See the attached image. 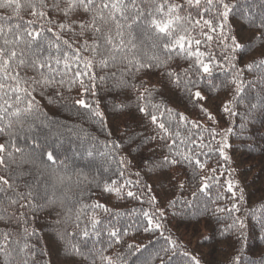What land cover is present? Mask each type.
Returning a JSON list of instances; mask_svg holds the SVG:
<instances>
[{"label":"trees","instance_id":"16d2710c","mask_svg":"<svg viewBox=\"0 0 264 264\" xmlns=\"http://www.w3.org/2000/svg\"><path fill=\"white\" fill-rule=\"evenodd\" d=\"M46 2L49 5L47 8L37 6V11L47 13L40 18L31 14L32 9L25 0H18L19 7L16 0H0V24L5 27L19 26L21 32L41 31L43 27L41 37L31 50L27 47L30 38L26 35L18 46V52L24 49L26 60L34 58L35 54L41 58L55 57L56 36L60 34L57 25L72 24L75 32L79 33V23L90 18L83 10L70 13L66 18L60 11L51 8L54 0ZM228 2L234 8L225 22L223 35L236 37L243 47L232 51L231 39L221 42L219 28L216 33H210L215 39L201 44L200 50L205 53L202 59L207 61L208 56L212 55L216 64L221 65L214 66L210 76L202 71L194 74V57H186V53L179 49L166 53L162 48L155 49V52L166 63L159 68L137 72L122 57L127 56L135 64L136 60L145 59L146 54L151 55L153 43L157 42L151 32L145 34L141 21L130 29L131 37L126 36L137 47L120 54L115 66L100 65V60L108 55L105 48L94 52L85 45V41L88 45L93 42L90 32L84 36L67 31L61 34L59 43L62 53L67 52L75 57V50L78 49L80 59L75 61L72 70L64 77L62 86L57 84L52 88L37 89L34 93L42 113L41 119L46 116V123H57L51 129L38 128L42 147L32 146L30 141L24 139L18 140V143L29 146V150L40 157L46 171L37 177L36 170L32 169V174L22 178L15 186L17 191L24 193L29 191L25 185L32 183L31 190L36 194V200L31 208L8 205L5 201L3 207L6 212L0 218V239L4 232H9L13 233L10 237L12 241L20 240L23 243V229L26 227L29 233L34 231L35 235L29 237V242L37 245L36 264H107L102 256L111 257L118 264L125 261L126 264H160L159 260L152 261L149 256L155 250L169 246L168 237L178 245L177 255L171 264H192L183 252L198 259L200 264H264V80L260 79L259 69L253 68L251 71L245 70L240 77L243 87L238 94L236 85L232 83L237 69L264 59V28L260 27L264 24V0ZM150 3L151 0L144 3L138 0L145 16ZM169 3L183 7L181 16L189 13L193 17L197 15V9L188 6L185 0H169ZM60 7H66L65 0H61ZM29 21L33 23L29 24ZM117 22L125 23L123 20ZM48 28L53 31L48 32ZM108 28L114 32L115 24L109 22L105 31ZM199 31L196 29L192 34L203 40L198 35ZM64 39L70 41L71 49L63 45ZM49 41L53 42L52 48L48 47ZM225 45L228 47L225 48ZM169 55L171 59L167 58ZM226 56L232 58L231 62L225 59ZM86 61L92 62L90 74H94L96 79L90 81L88 76L83 78L89 87L95 84V95L89 92L85 98L91 103L99 102V110L104 114L103 123L98 118L89 117L87 110L74 106L83 89L78 81H69L76 71V64L84 70ZM231 63L236 64V69L231 67ZM53 66L63 69V63L56 66L53 61ZM185 70H189L187 74ZM168 72L174 75L169 77ZM21 75L40 78L32 68H25ZM56 79L60 77L56 76ZM190 79L196 81L195 87L188 84ZM144 88L155 89L152 103L161 105L155 113L160 119L168 122L170 117L167 110H172V130L179 132V136H169L164 140L150 139L161 133L149 117L139 112V107L151 110V104L140 99ZM57 90L62 93V99L55 96ZM197 90L207 99H191L190 94ZM144 94L147 96V93ZM50 97L54 98L53 103H49ZM64 104L69 107H64ZM225 105L233 114L224 111ZM201 106L211 114V120L200 111ZM77 112L80 114L77 115ZM160 113H163L162 117ZM179 113L200 127L180 122ZM208 130L216 134L215 140ZM57 131L59 135L55 134ZM189 133L196 143L188 142ZM146 138L148 142L141 143ZM201 138L207 147H197L201 144ZM8 140V135H0V143H7ZM173 140L176 141L174 146ZM181 140H185V143L181 144ZM225 142L229 145L224 149L227 160L217 151ZM189 148L204 162L203 168L186 160L175 165L165 164V156L172 159L176 151L187 154ZM48 150L54 152L55 161L47 160L44 153ZM24 170H28L27 165ZM121 172L123 175H120ZM0 175L5 173L0 170ZM57 176L70 177V180L59 185ZM207 177H212L207 180L209 188L201 192L200 187ZM113 181L120 188L119 195L115 190H105L106 185L114 187ZM229 182L233 185L234 196L233 192L227 190ZM53 191L57 198L54 210L47 203ZM128 191L134 192L135 197H128ZM7 195L13 193L9 191ZM59 199H63V207ZM95 204L106 206L108 211L104 207L92 208ZM85 205L88 207L85 208ZM233 205L239 210L219 211L232 209ZM81 209V219L76 222V212ZM22 212L25 215H21ZM144 212L154 216L155 222L162 227L154 232H144L143 228L147 226ZM93 217L101 222L95 228L91 226ZM233 218L243 222L242 230L239 225L230 231L226 229ZM76 223H79V228ZM84 228L89 231L86 238L82 236ZM113 229L119 231L121 243H116L110 236ZM183 231L192 232L194 240L188 242L190 240L181 234ZM69 232L77 235L60 239V234ZM69 242L75 244L80 252L67 254L65 248ZM128 245L147 248L137 252L135 248L129 249ZM12 248L15 251L11 255L0 254V264H20L19 247L13 244ZM43 252H47V255H40Z\"/></svg>","mask_w":264,"mask_h":264},{"label":"snow or ice","instance_id":"6c2138e0","mask_svg":"<svg viewBox=\"0 0 264 264\" xmlns=\"http://www.w3.org/2000/svg\"><path fill=\"white\" fill-rule=\"evenodd\" d=\"M17 7H19L18 0ZM145 0H139V3H144ZM186 4L190 7L197 9L196 17H193L191 13L185 16H181L180 12L183 11V7L179 4L169 3V0H151V3L148 4V14L144 15V9L139 7L138 0H65L66 7L61 8V0H54L51 4L53 10L60 11L66 18L78 10H83L84 13L89 14L88 20H82L78 27L80 29L79 33L75 32V28L72 24L60 23L57 27L60 30V34L56 36L55 48L57 55L55 57L48 56L41 58L38 54H35V57L32 59L26 60L24 58V49L17 51L18 46L24 41V36L29 37L27 42V47L31 50L32 45L41 37V31H27L21 32L19 26H8L5 27L3 24H0V135H8L9 140L7 143H0V170H2L5 175H0V218H3V214L6 212V209L3 207L5 201L8 205H19L21 208H31L33 206V201L36 200V194L31 190L33 185L32 183L26 184L25 187L29 188V191L21 193L16 190V185L18 182L32 174V169L36 170L37 177L43 175L46 169L44 168L43 162L40 160V157L34 152L29 150V146H21L18 143V140L24 139L30 141V144L35 147H42L39 143V132L38 128L51 129L55 121H48L45 116L44 119H41V110L39 102L36 100L34 95L37 92V89H48L52 88L55 85H63L64 77L72 70V66L76 60H79L78 55L79 50H75V57L69 55L67 52L62 53L60 47L61 34L65 31L72 32L75 35L84 36L86 33H91L93 36V42L91 45H88V42L85 41V45L90 47L92 51L97 52L102 47L105 48L108 52V55L103 57L100 60V65L102 67H108L109 64L115 66V63L120 57V54L125 51L131 52L137 47L132 39H126V36L131 37L130 29L133 25H136L138 21L142 22V25L145 27V34L151 32L152 36H155L156 41L153 43V52L151 55L146 54V58L143 60H136L133 64V60L123 56L124 60H127V63L136 68V71L141 70H150L152 68H159L164 63L165 60L161 59L159 55L156 54L155 49L162 48L166 53L175 49L186 53V57L195 58V72L194 74L202 73L211 75L213 67H220L221 65L216 64L215 57L212 55L208 56L207 61L202 59L205 55L204 52L200 50L202 43H207L208 41H213L215 37L210 33H216L217 29L220 30L221 42L224 39H231L232 47L231 50L235 51L240 49L243 46L237 42L236 37H224V28L225 22L229 18L230 12L233 10L234 5H231L228 0H185ZM25 3L29 8L32 9V15L44 18L47 13L45 11H37V6L41 8H47L49 5L46 0H25ZM210 17V18H206ZM2 19V18H0ZM118 20H123L125 23H118ZM131 21V23H128ZM217 21H219L217 23ZM112 22L115 24V31L113 32L112 28H108L105 31V26ZM32 24V21L28 22ZM51 23V21H49ZM260 27L264 28V24H261ZM207 31H204V29ZM126 29L128 30L126 32ZM200 29L199 36L203 37V40L198 38L192 33ZM48 32H52V28L47 29ZM9 36L12 38L9 39ZM259 39V37L257 38ZM63 45H66L69 49L72 48V44L69 40H62ZM195 46V48H193ZM48 47H53V42H48ZM228 46L225 45V48ZM62 53V55H61ZM171 59L169 55L167 57ZM226 60L231 62L230 57H225ZM53 61L56 66H59L63 63V69L53 66ZM93 65L91 61H86L84 64V70H81L79 65L76 64V71L73 73L70 83L79 82L80 87L83 91L80 93V98L74 101V106H79V109L87 110L89 117L98 118L101 123H103L104 114L99 110V102L91 103L85 97L91 92L92 95H95L93 89L95 84L92 83L91 87L85 84L84 77L88 76L90 81L96 79L94 74H90V70ZM231 67L236 69V64L231 63ZM25 68H32L39 74V79L36 77H25L21 75V72ZM253 68H258L260 73V79L264 80V59L258 60L255 63H248L244 68L236 70V74L232 80V83L236 85L237 94L242 91L243 80L240 79L245 70L251 71ZM46 69L47 71H42ZM189 70H185L186 74ZM167 75L172 77L174 73L168 72ZM56 76H59L60 79L57 80ZM115 76V73L113 74ZM104 79V77H101ZM179 77H177V80ZM123 83V81H119ZM188 84L192 87L196 86V81L190 79ZM135 87V85H133ZM155 89L144 88L143 92L140 95L141 100H147L151 104V110L148 107H139V112L144 116L149 117L151 123L155 125L161 134L158 136H153L150 139L155 140L157 138L164 140L169 136H179V132H174L172 130V125L174 120L172 119V110L168 109L169 121L164 122L160 119L155 113L159 111L161 105L157 103H152L153 92ZM144 93H147L145 96ZM56 97L62 99V93L57 90L55 92ZM190 98L196 101H203L207 98L202 95V93L197 90L194 93L190 94ZM53 97L49 98V103H53ZM95 105V106H94ZM64 107H69L67 104H64ZM200 111L203 112L211 120L212 116L206 108L201 106ZM224 111L229 114H233L231 109L225 105ZM77 115L80 113L77 112ZM178 120L184 122L185 124H192L194 127L199 128L195 121H188L183 113H179ZM160 116H163V113H160ZM39 121V124H37ZM66 127V126H62ZM71 131V129H69ZM212 139L215 140L216 134L211 130H208ZM230 131V130H229ZM55 134L59 135L60 132L57 131ZM111 135V133H109ZM129 139H132L129 137ZM188 142L196 143L195 140L191 139V133L187 138ZM203 138H201V144L197 147H207L203 145ZM148 139L146 138L141 143H147ZM181 144L185 143V140L180 141ZM176 143L173 140L172 146ZM118 147V145H115ZM172 146H170V151ZM229 147L225 142L218 147L217 151L220 152V155L224 157L225 160L228 159L224 155V149ZM48 161H55L56 157L54 152L51 150L44 153ZM175 157H180L176 159ZM175 157L169 159L167 156L164 158L165 164H179L181 160H186L190 164H194L197 167L203 168L204 162H202L198 156H195L192 152V149L189 148L186 153H181L176 151ZM123 163V161H121ZM25 165L28 166V170L25 171ZM213 172L216 169H212ZM120 175H123L121 172ZM212 179V177L204 178V183L200 187L201 192H205L209 188L207 180ZM57 183L59 185H64L67 180H70V177L57 176ZM38 182V181H37ZM113 188L105 187L106 191L115 190L117 195L120 194V188L116 186V182L113 181ZM183 185H181V188ZM227 190L233 192V185L231 182L227 185ZM11 191L13 195H7ZM149 191L151 189L149 188ZM135 193L132 191L127 192L128 197H135ZM195 196V193L193 194ZM243 197L241 196V199ZM153 202L155 197L152 198ZM23 201V203H21ZM49 205L55 209L57 204L56 193L53 191L52 198L47 201ZM59 204L63 207V199H59ZM88 207L87 205L84 206ZM92 208L104 207L105 211H108L106 206L95 204L91 206ZM233 210L238 211L239 209L236 205H233L232 209H219V211H229ZM25 215V213H21ZM82 215V209L77 210L75 215V221L79 222ZM160 215H163V212H160ZM144 216L147 217V226L143 228V231L154 232L162 227L158 222H155L154 216L149 215L148 212H144ZM101 222L93 217L91 219V226L95 228ZM237 225H239L242 230L244 224L242 221H239L237 218L232 219V223L226 225L227 230H232ZM79 223H76V227L79 228ZM224 231V230H222ZM110 236L114 238L116 243H121L120 233L118 230L113 229L110 231ZM125 235L127 232L124 233ZM13 233L4 232L2 234L3 238L0 239V254L11 255V252L15 251L12 248V245L15 244L19 247V254L21 256L20 264H36V256L38 255L36 251L37 245L31 244L29 242V237L35 235V232L29 233L28 229L25 227L23 229V243L20 240L12 241L10 237ZM77 233L69 232L66 234H60V239L74 238ZM161 236L164 235L163 232L160 233ZM83 237L89 236V231L87 228H84L82 231ZM168 245L166 247H161L160 249L155 250L150 254L149 259L152 261L159 260L160 264H171L172 259L177 255L178 245L171 240L170 237L167 238ZM129 249L135 248L137 252L143 251L147 246H136L128 245ZM11 249V251H8ZM67 254L79 253L80 249L75 245L69 242V245L65 248ZM171 253V255H170ZM184 256L190 258L192 264H200V261L195 257H192L189 253L183 252ZM40 255H47V252L40 253ZM107 261V264H118L117 260H113L111 257H101ZM238 260V257H237ZM11 264V262H8ZM126 264V261L124 262Z\"/></svg>","mask_w":264,"mask_h":264},{"label":"rangeland","instance_id":"374dc122","mask_svg":"<svg viewBox=\"0 0 264 264\" xmlns=\"http://www.w3.org/2000/svg\"><path fill=\"white\" fill-rule=\"evenodd\" d=\"M181 234H182L185 238H187V239L190 240V241H188V242L193 241L194 238H195L194 234H193L192 232H189V231H183V232H181Z\"/></svg>","mask_w":264,"mask_h":264}]
</instances>
